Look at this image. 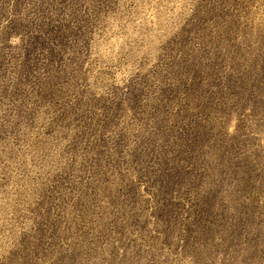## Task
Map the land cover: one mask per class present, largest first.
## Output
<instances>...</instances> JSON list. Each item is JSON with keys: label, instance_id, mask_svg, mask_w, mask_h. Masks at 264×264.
<instances>
[{"label": "rangeland", "instance_id": "rangeland-1", "mask_svg": "<svg viewBox=\"0 0 264 264\" xmlns=\"http://www.w3.org/2000/svg\"><path fill=\"white\" fill-rule=\"evenodd\" d=\"M0 264H264V0H0Z\"/></svg>", "mask_w": 264, "mask_h": 264}]
</instances>
